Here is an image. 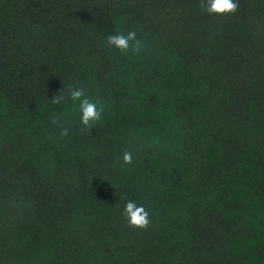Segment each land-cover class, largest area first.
I'll list each match as a JSON object with an SVG mask.
<instances>
[{
	"label": "trees",
	"instance_id": "1",
	"mask_svg": "<svg viewBox=\"0 0 264 264\" xmlns=\"http://www.w3.org/2000/svg\"><path fill=\"white\" fill-rule=\"evenodd\" d=\"M197 4L0 0V264H264V0ZM130 29L139 55L105 45ZM69 85L106 105L90 131Z\"/></svg>",
	"mask_w": 264,
	"mask_h": 264
},
{
	"label": "clouds",
	"instance_id": "2",
	"mask_svg": "<svg viewBox=\"0 0 264 264\" xmlns=\"http://www.w3.org/2000/svg\"><path fill=\"white\" fill-rule=\"evenodd\" d=\"M239 0H198L197 7L210 16H231L235 15L239 10ZM105 45L109 49H116L121 53L131 52L139 55L146 48L144 42L138 38L135 29H130L127 33L117 32L109 34L105 40ZM72 102L78 107V123L85 130L90 131L100 124L106 111V105L100 99H95L88 95L86 89L81 86L69 85L66 94L65 90H61L53 95L51 103L60 105L64 102ZM52 125L59 128V134L62 137L69 135L70 127L66 121L56 114L50 117ZM145 147H151V143L146 141ZM134 153L132 150L125 148L116 161L121 168L133 164ZM117 207H119L117 205ZM123 217L126 219L128 227L147 230L151 224L150 213L142 205H137L135 201L128 200L124 206Z\"/></svg>",
	"mask_w": 264,
	"mask_h": 264
}]
</instances>
